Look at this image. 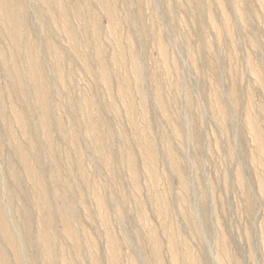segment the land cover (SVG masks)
<instances>
[{
    "label": "rangeland",
    "instance_id": "374dc122",
    "mask_svg": "<svg viewBox=\"0 0 264 264\" xmlns=\"http://www.w3.org/2000/svg\"><path fill=\"white\" fill-rule=\"evenodd\" d=\"M16 1L15 57L0 18V211L17 242L15 252L0 227L8 261L46 264L52 253V264H112L116 253L117 264H264V0H111L110 15L95 0H52L48 9ZM26 40L49 93L45 120ZM95 119L109 136L104 158L91 131ZM16 146L42 173L44 190L26 174Z\"/></svg>",
    "mask_w": 264,
    "mask_h": 264
},
{
    "label": "bare ground",
    "instance_id": "6f19581e",
    "mask_svg": "<svg viewBox=\"0 0 264 264\" xmlns=\"http://www.w3.org/2000/svg\"><path fill=\"white\" fill-rule=\"evenodd\" d=\"M95 1L97 2L100 9L104 13H106L107 15H110L112 13V6H111V2H110L111 0H95ZM38 2H40L41 5H43L45 9L50 8V6L52 5V0H38ZM195 8H196V12H199V9L196 6H195ZM18 9H20V8H19L16 0H0L1 24H2L4 32H6L8 38H10L12 50L14 52V57L16 56V52H17L18 36L20 35L19 25H21V18H22V16H20L21 13L19 15H17ZM20 11H21V9H20ZM59 20L61 21V23L63 25V30H64L65 34L67 35L68 39L74 42L72 45L73 48L77 51L78 43L76 42L75 30L72 28L70 21H69V18H68V15L65 11L63 12V10H62L59 12ZM114 42H116V41H114ZM24 50H25V52L27 54V58H28V60H27V66H28L27 72L29 73V76L34 83L33 93L36 96V98L40 101L41 109H42L44 120H45L46 115H47V106L49 105V93H48V89H47L46 85L40 84V76L43 74V70L40 67V65L38 64V62L36 61L37 56H36L34 43L32 41L26 40L24 42ZM160 50H161L162 54L164 55L165 49L163 47H160ZM50 52H51V55L53 57L57 56V51L54 48L51 47ZM95 54H96V61H97L102 79L104 80V82L106 84H108V78H109L108 71L102 63V60H101L102 59V50L98 44L95 48ZM114 61L117 62L118 65L123 69L124 64H123V59H122V51H121V49L119 50L117 45H116V53L114 55ZM59 66H57L58 72L60 70ZM132 70H133V75H134L133 85H135V86L139 85L140 72L137 69V67L135 66V62H133ZM14 76H15V78H17L18 70L14 71ZM128 87H129V83H125L123 95L125 98H127L129 109H132V103L129 99L128 92H127ZM139 93H140V91H139ZM141 100L143 102L142 97H141ZM1 117L3 119L5 118L4 112L1 114ZM15 119L18 122H22L24 120V117L17 114ZM43 126H44V128H46L45 124ZM100 126H101V121L99 119H95L92 123L91 131H92V134L94 136V139H95V142L97 145V149L99 150V152H101L102 157L103 156L106 157L108 155V149H109L108 144H107V140H108L109 136L107 134H104L103 132L101 133L99 131L98 127H100ZM15 151H16L18 158L20 159V161L22 162V164L24 166V170H25L26 174L34 182L36 188L39 189V191L44 190L42 173L35 171L30 167L29 158L24 154V152L22 151V149L19 146L15 147ZM143 152H144V156L146 159L147 166L150 170H152L154 168V163H155V154H154L150 140H147L145 142V144L143 146ZM78 166L80 167V163L78 164ZM128 166H129L130 173L134 177V175H135V163H134L133 158L128 159ZM170 167L174 172H176V174H178L179 176L181 175V171H180L179 167L177 166L176 161L172 157L170 158ZM183 188H185V185H183ZM263 190L264 189H260L261 192H263ZM39 199H40V205H41L42 209L45 210V213L48 216V208H47V203H46L45 197H43V195H40ZM60 214H61V217L63 219L64 228L66 230L67 235L73 239L74 233L72 232V230L69 226V222L67 221V219H65V216L62 212H60ZM0 227H1L2 234L4 235L6 240L8 241V244L16 252L17 251V242L14 239V237L11 235V233L8 231L5 216L2 215L1 211H0ZM24 238L27 241L30 238V235L28 234L27 231H25V233H24ZM18 256H19V253H15L14 257L16 260H18ZM44 256L46 257V264H52V261H53L52 253H45ZM0 262H1V264H11L8 261L6 253L4 252V250L1 247H0ZM111 262H112V264L118 263V257H117L116 253H114L111 256ZM191 264H196V263L193 262Z\"/></svg>",
    "mask_w": 264,
    "mask_h": 264
}]
</instances>
